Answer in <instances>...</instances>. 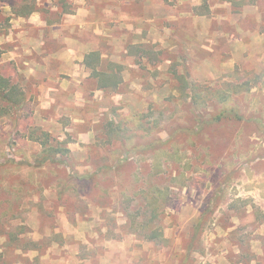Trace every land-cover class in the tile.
<instances>
[{"label": "rangeland", "instance_id": "obj_1", "mask_svg": "<svg viewBox=\"0 0 264 264\" xmlns=\"http://www.w3.org/2000/svg\"><path fill=\"white\" fill-rule=\"evenodd\" d=\"M0 76V264H264V0H0Z\"/></svg>", "mask_w": 264, "mask_h": 264}, {"label": "trees", "instance_id": "obj_2", "mask_svg": "<svg viewBox=\"0 0 264 264\" xmlns=\"http://www.w3.org/2000/svg\"><path fill=\"white\" fill-rule=\"evenodd\" d=\"M34 8H30L28 10V13L34 11ZM102 62V58L101 55L99 53V51L97 50H92L90 52H88L84 58H83V64L86 68H88L90 70V76L95 80L97 87L99 89H104V90H115L118 88V86L122 83V76H121V71H122V66L117 64V63H113L111 62L110 66L107 67V69H101L100 63ZM8 80L4 79L2 76H0V96L1 93L4 94V96L8 95V91L5 92V87L7 86ZM196 86H192V90H193V95L191 96V103L196 107H201L203 106L205 103V99L203 94L200 91H196ZM208 94L214 98L215 100H217L220 103V108L218 113L214 116V120L215 119H221L226 118V117H232V116H236L237 118H242L241 114H239V112L232 106H230L228 104V98L226 96V93L221 91V90H208ZM122 122V121H121ZM122 124V123H120ZM119 124V125H120ZM114 131V129H113ZM118 131H124L125 129L122 126ZM48 135L45 133L44 134V139L41 141L43 150L41 151L40 155L44 156V158H42V162L45 160H52L56 157L57 154H63V152H68V148L67 147H55L52 145H47L48 142ZM160 147L157 148L156 150H154V152L158 153L160 151ZM155 193H153V195L155 194L158 198L157 193L159 192L158 189H154ZM150 205L152 204V202H158V199H155L154 197L151 199ZM157 209L153 208L151 209V217L149 218V220H147L146 222L142 223L144 224L143 227H145L146 225H150L152 226L154 223V218H156L157 215ZM139 212V211H138ZM144 238L147 241H157L159 239L163 238V231L159 226H155L152 227L148 230L147 233H144Z\"/></svg>", "mask_w": 264, "mask_h": 264}, {"label": "crops", "instance_id": "obj_3", "mask_svg": "<svg viewBox=\"0 0 264 264\" xmlns=\"http://www.w3.org/2000/svg\"><path fill=\"white\" fill-rule=\"evenodd\" d=\"M71 58H72V59H75L76 56L74 55V56H72ZM79 68H80V66L75 64V66H74V71L78 70Z\"/></svg>", "mask_w": 264, "mask_h": 264}]
</instances>
